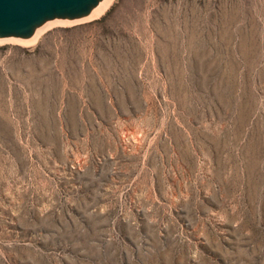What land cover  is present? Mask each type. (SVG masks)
Listing matches in <instances>:
<instances>
[{"label": "rangeland", "instance_id": "obj_1", "mask_svg": "<svg viewBox=\"0 0 264 264\" xmlns=\"http://www.w3.org/2000/svg\"><path fill=\"white\" fill-rule=\"evenodd\" d=\"M63 20L0 39V264H264V0Z\"/></svg>", "mask_w": 264, "mask_h": 264}, {"label": "water", "instance_id": "obj_2", "mask_svg": "<svg viewBox=\"0 0 264 264\" xmlns=\"http://www.w3.org/2000/svg\"><path fill=\"white\" fill-rule=\"evenodd\" d=\"M100 0H0V38L33 35L49 19L88 15Z\"/></svg>", "mask_w": 264, "mask_h": 264}, {"label": "bare ground", "instance_id": "obj_3", "mask_svg": "<svg viewBox=\"0 0 264 264\" xmlns=\"http://www.w3.org/2000/svg\"><path fill=\"white\" fill-rule=\"evenodd\" d=\"M112 1L113 0H100L99 3L92 8L91 12L88 15H85V16H82L79 18L70 19V20H72V22H77V21H83V20L86 21V20L93 19V18L99 16L101 13H103L105 11V9L111 4ZM63 19L64 18L57 17V18L49 19V20L45 21L44 23H42L41 25L36 27L33 35L30 37H27V38L6 37V39L33 42V41L37 40L52 25L60 23V22H65V20H63Z\"/></svg>", "mask_w": 264, "mask_h": 264}]
</instances>
